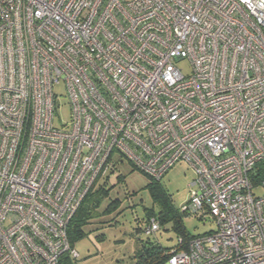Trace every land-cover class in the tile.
I'll return each mask as SVG.
<instances>
[{"label": "built area", "instance_id": "obj_1", "mask_svg": "<svg viewBox=\"0 0 264 264\" xmlns=\"http://www.w3.org/2000/svg\"><path fill=\"white\" fill-rule=\"evenodd\" d=\"M114 153L194 175L181 212L215 229L164 264H264V0H0V264L76 259Z\"/></svg>", "mask_w": 264, "mask_h": 264}, {"label": "rangeland", "instance_id": "obj_2", "mask_svg": "<svg viewBox=\"0 0 264 264\" xmlns=\"http://www.w3.org/2000/svg\"><path fill=\"white\" fill-rule=\"evenodd\" d=\"M179 67L189 72L186 62H180ZM57 116L54 119L56 127L69 120L68 100L63 85L56 86ZM112 170L106 178L101 179L94 187L103 185L108 188L107 196L99 203L97 212L100 218L91 220L81 227L84 235L74 243L77 257L71 264H132L133 255L140 241L147 236L141 232L145 223L147 210L157 212L158 208L151 200L146 186L151 183L148 176L137 170L126 158H119L114 153ZM192 171L184 163H178L161 179L160 185L172 198L176 209L183 208L189 200V183L193 179ZM112 204L110 211L107 207ZM184 228L192 236H200L215 229V224L208 214L181 215ZM177 234L168 225L161 229L156 241L163 247L174 246Z\"/></svg>", "mask_w": 264, "mask_h": 264}, {"label": "trees", "instance_id": "obj_3", "mask_svg": "<svg viewBox=\"0 0 264 264\" xmlns=\"http://www.w3.org/2000/svg\"><path fill=\"white\" fill-rule=\"evenodd\" d=\"M150 180L151 183L146 186V189L149 192L153 204L157 206L158 210L156 212L152 208L146 211L145 223L140 230L147 236V239L145 241H140L138 249L132 257V264H164L170 256L169 252L176 247L178 239L189 241L196 237L192 236L184 228L181 215L188 214L182 213L181 208L178 210L174 207L171 196L160 185L161 180ZM94 187L83 200L68 227L67 235L73 247L74 243L84 235L81 227L101 216V214L97 212V208L100 201L107 196L108 188L105 182L103 185L98 186L97 189H94ZM112 207V204H110L106 211H110ZM152 218L158 223L159 230L155 233H147ZM168 225L177 234L178 239L174 246L166 248L156 241V236L162 228L166 229ZM58 264H71V259L64 256Z\"/></svg>", "mask_w": 264, "mask_h": 264}]
</instances>
